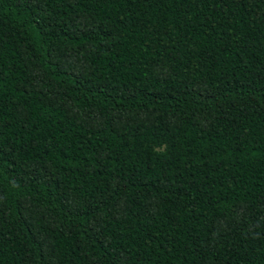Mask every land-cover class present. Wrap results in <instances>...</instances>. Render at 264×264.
<instances>
[{
    "label": "trees",
    "instance_id": "1",
    "mask_svg": "<svg viewBox=\"0 0 264 264\" xmlns=\"http://www.w3.org/2000/svg\"><path fill=\"white\" fill-rule=\"evenodd\" d=\"M0 264H264V0H0Z\"/></svg>",
    "mask_w": 264,
    "mask_h": 264
}]
</instances>
